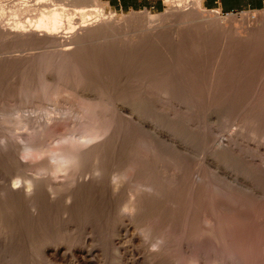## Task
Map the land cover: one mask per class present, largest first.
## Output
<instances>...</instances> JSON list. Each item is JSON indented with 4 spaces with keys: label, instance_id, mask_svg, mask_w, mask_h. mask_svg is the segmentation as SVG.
<instances>
[{
    "label": "rangeland",
    "instance_id": "rangeland-1",
    "mask_svg": "<svg viewBox=\"0 0 264 264\" xmlns=\"http://www.w3.org/2000/svg\"><path fill=\"white\" fill-rule=\"evenodd\" d=\"M101 1L121 24L78 46L0 30V133L14 144L0 156V174L20 189L33 179L38 190L27 197L0 188V264H264V10L191 6L173 16L171 0L158 10ZM32 144L42 155H20ZM94 144L103 161L89 157L77 168L75 180L85 183H76L74 202L67 184L52 199L48 183L65 180L50 170L56 152ZM144 182L154 185L152 196ZM130 191L142 199L138 212L122 207ZM124 228L117 255L112 238ZM85 235L92 241L83 244ZM85 244L96 251L90 261L79 258ZM45 245H61V253L42 255Z\"/></svg>",
    "mask_w": 264,
    "mask_h": 264
},
{
    "label": "bare ground",
    "instance_id": "bare-ground-1",
    "mask_svg": "<svg viewBox=\"0 0 264 264\" xmlns=\"http://www.w3.org/2000/svg\"><path fill=\"white\" fill-rule=\"evenodd\" d=\"M66 5H69V6H71V8H69V6H67L68 8H66ZM191 6H193V7H195V8H192L193 9V11L192 12H194V9H196L197 11H199V9H201L199 6H200V2H199V0H171V8H170V13L171 14H173V16H177V15H181V13H183L184 14V12H185V10L186 11H188L189 10V8L191 7ZM196 12V11H195ZM147 13V15H150L151 17H152V15L149 13V12H146ZM188 13V12H187ZM26 16H28L29 18H26ZM31 16V17H30ZM187 16V15H186ZM34 17H36V20L32 23V21H31V18H34ZM119 17V16H118ZM181 17V16H180ZM152 18H154V17H152ZM121 19V18H120ZM120 19L119 18H117L116 16H115V13L113 14V12H111V13H106V10H105V4H103L102 3V1L101 0H0V30H2V31H4V33L5 34H7L8 36H12V37H14V38H16V39H24V41H25V39H28V40H34V41H36V42H34V41H32V42H34L35 44L39 41V42H41V43H44V44H46V45H49V46H52V45H54L55 43L57 44V42H61L60 44L61 45H63V47L65 46V45H67V44H70V43H72V42H75L74 44H76L77 43V46L79 45V44H81V43H83V42H87L88 40H91V38L95 35V34H97V33H99V32H102V31H104V30H107V29H109L110 27H112V26H115V25H117V24H121V22H120ZM33 20V19H32ZM122 20V19H121ZM64 21H66L67 23H68V26L69 27H67V28H70L72 31H67L68 29H64L63 27H65L64 26ZM79 22V23H78ZM120 22V23H119ZM66 23V24H67ZM74 23H78V26L76 25H74ZM118 25V26H119ZM65 31H64V30ZM1 33V32H0ZM3 33V32H2ZM1 33V34H2ZM5 34H4V36H5ZM3 36V37H4ZM12 37H10V39H12ZM6 38V37H5ZM8 38V37H7ZM15 39V40H16ZM19 41V40H18ZM21 41V40H20ZM27 42V41H26ZM29 42V41H28ZM38 42V43H39ZM41 43H39V45H41ZM44 44H42V45H44ZM56 44L54 45V46H56ZM59 44V43H58ZM57 44V45H58ZM73 44V45H74ZM45 46V45H44ZM68 46V45H67ZM43 47V46H42ZM48 47V46H47ZM51 48V47H50ZM58 48V47H57ZM60 48V47H59ZM58 48V49H59ZM65 48V47H64ZM68 48H70V47H66V50L68 49ZM76 48V47H75ZM79 48V47H78ZM56 49V47L54 48V50ZM71 49V48H70ZM57 50V49H56ZM64 50V49H63ZM65 50V51H66ZM75 50V49H74ZM52 51V50H51ZM67 52V51H66ZM76 52H74V54H75ZM63 55V54H62ZM65 55V54H64ZM69 55V54H68ZM86 105H84V107H85ZM83 107V108H84ZM87 108H89V106H87ZM95 108H96V106H95ZM85 109H86V107H85ZM84 110V109H83ZM89 110H91V109H89ZM85 111V110H84ZM92 111H93V109H92ZM95 113H96V111H94ZM102 112V111H101ZM91 114H92V112H91ZM104 114V113H103ZM106 114V113H105ZM80 115H82V114H80ZM94 115V114H93ZM92 115V116H93ZM111 115V114H110ZM83 116V115H82ZM81 116V117H82ZM107 116H109V115H107ZM90 117V116H89ZM102 117V116H101ZM113 117V116H112ZM49 118V117H48ZM94 118V117H93ZM98 118V117H97ZM52 119V118H51ZM55 119V118H54ZM108 119H109V117H108ZM111 119V118H110ZM109 119V120H110ZM115 119V118H114ZM86 120V119H85ZM95 120H96V118H95ZM95 120H94V122H95ZM108 120V121H109ZM113 120V119H112ZM101 121V120H100ZM99 121V122H100ZM50 122V121H49ZM92 122V121H91ZM56 123V122H55ZM93 123V122H92ZM110 123H112L111 121H110ZM142 123V125L143 126H146V127H150V126H148V123H146V122H141ZM87 124V123H86ZM90 125V124H89ZM94 125V124H93ZM92 125V126H93ZM101 125H102V123H101ZM111 125H113V124H111ZM48 126V125H47ZM92 126L90 125L89 127H91L92 128ZM104 126V125H103ZM108 125H106V127H107ZM46 127V126H45ZM50 127H52L51 125H50ZM84 127H86V126H84ZM94 127V126H93ZM97 127V126H96ZM100 127V126H99ZM111 127V126H110ZM114 127V126H113ZM150 128H152V129H154L155 130V133L158 135H161L162 137H160L162 140H165L166 141V139L168 138L167 136H166V134H162V132H160V131H158L156 128H154V127H150ZM47 129V128H46ZM51 129H54V128H51ZM86 129H88V128H83V130H85L86 131ZM97 129V128H96ZM100 129V128H99ZM105 129V128H104ZM109 128L107 127V130H108ZM113 129V128H112ZM94 130V129H93ZM91 131V130H90ZM96 131H98V130H96ZM100 131H103V130H100ZM116 131V130H115ZM55 132V131H54ZM94 132V131H93ZM99 132V131H98ZM98 132L96 133H94V134H88V136L86 137L87 138V140H95L96 139V137H99L98 135ZM109 132V131H108ZM108 132H105V133H108ZM51 133V132H50ZM105 133H102V134H105ZM6 134V133H5ZM84 134V133H83ZM101 134V135H102ZM10 135V134H9ZM8 135V136H9ZM53 135H55V134H53ZM80 135V134H79ZM85 135V134H84ZM84 135H82L83 137H84ZM1 133H0V138H1ZM8 136H7V134H6V136L5 135H3L2 136V138L4 137H6L5 139L7 140H5L6 142H5V144L3 145H1L0 144V156L1 157H3L4 155H10V153H12V151H13V141H12V139L11 138H8ZM74 136V135H73ZM77 136V135H76ZM10 137V136H9ZM155 137H157V136H155ZM164 137V138H163ZM4 138H3V140H4ZM66 138V137H65ZM80 138V137H79ZM101 138V137H100ZM102 138H103V136H102ZM107 138V137H106ZM113 138H114V136H113ZM11 139V140H10ZM81 139V138H80ZM157 139H158V137H157ZM74 140V139H73ZM98 140H100V139H98ZM111 140H113V139H111ZM159 140V139H158ZM76 141V140H75ZM104 141V140H103ZM102 141V142H103ZM106 141V140H105ZM104 141V142H105ZM81 142V141H80ZM86 142V141H85ZM94 141H92V143H93ZM100 142V141H99ZM101 142V144H104V143H102ZM15 143V142H14ZM62 143V142H61ZM73 143V142H72ZM77 143V142H76ZM75 143V144H76ZM83 143H84V140H83ZM91 143V144H92ZM67 144V143H66ZM81 144H82V142H81ZM101 144H99L98 145V147L101 145ZM108 144V143H107ZM70 145V144H69ZM77 145V144H76ZM78 145H79V143H78ZM83 145H85V143L83 144ZM97 145V144H96ZM95 144H94V146H92V145H90L92 148H89L88 146V148H86L85 146H84V148H78L77 149V147H76V149H73V148H64L63 150L61 149V151L59 152H56L55 154V158L54 159H56L57 161L53 164L52 163V168L50 169V167H48L51 171H53V173H54V176H56V174L57 173H59V172H64V174H65V180L64 181H61V180H63V179H59L58 181H57V179H55L54 180V182H52L51 184H50V182L48 183V188H49V186H50V197L53 199V197H54V195H56V193H57V190H56V187L57 186H59L61 189H62V193H63V191H64V188H65V186L64 187H61V185L63 184V185H70L71 186V188H68V189H70V191L68 190V191H66L67 192V194H66V196H67V200L66 201H68V203L70 204V203H73L74 202V197H75V190H76V187L77 186H79L78 184H83L84 185V179H81V180H78V178H76L77 180H75V171H78V170H80L81 171V169H83L84 168V165H85V160H88V159H86V158H91V157H95V158H91V159H96V158H98V157H101V155H102V151L100 150L99 151V149H101V147L99 148V149H97L96 148V150L93 148V147H97ZM106 145V144H105ZM48 146V145H47ZM75 146V145H74ZM64 147V146H63ZM106 147V146H105ZM50 148V147H49ZM75 148V147H74ZM103 148V147H102ZM17 150H18V148H16ZM24 149V148H23ZM55 149V148H54ZM92 149H94V151H92ZM21 150V149H20ZM103 151H104V149H102ZM56 151V150H55ZM14 152V151H13ZM16 152V151H15ZM22 152V151H21ZM20 151H19V153H20V155H22L24 158H29V157H38V156H40V155H42V153L44 152V148L43 147H41V146H38V145H34V144H32V145H30V146H28L25 150H23V152L21 153ZM52 152V151H51ZM54 152V151H53ZM17 153V152H16ZM46 153V152H45ZM48 153V152H47ZM104 153V152H103ZM105 154V153H104ZM50 156V155H49ZM104 156V155H103ZM5 157V156H4ZM22 157V158H23ZM48 157V156H47ZM99 159V158H98ZM102 159H103V157H102ZM12 160H13V157H12ZM51 160V159H50ZM100 160V159H99ZM98 160V161H99ZM9 161V160H8ZM16 161H18V160H16ZM22 161V160H21ZM20 161V162H21ZM92 161V160H91ZM96 161V160H95ZM94 161V162H95ZM98 161H96L97 163H98ZM103 161V160H102ZM102 161H99V163H101ZM10 162V161H9ZM14 162V161H13ZM19 162V161H18ZM17 162V163H18ZM88 162V161H87ZM26 163V162H25ZM28 163V162H27ZM39 163V162H38ZM42 163V162H41ZM83 163V164H82ZM19 164H22V162L21 163H19ZM24 164V163H23ZM31 164H32V162H31ZM43 164V163H42ZM81 164H82V166H83V168H81L82 166H81ZM26 165H29V164H26ZM98 165V164H97ZM103 165V164H102ZM101 164H100V166L101 167H105L106 165H104V166H102ZM133 165V164H132ZM20 166V165H19ZM21 166H23V165H21ZM31 166V165H30ZM44 166L45 165H43V169H45L44 168ZM81 166V167H80ZM139 166V165H138ZM24 167H26L25 165H24ZM33 167V166H32ZM38 167V166H37ZM81 168V169H78L77 170V168ZM136 167H137V165H136ZM39 168H41V166L40 167H38V169ZM41 168V169H42ZM99 168L100 167H98V166H96V170H94V172L93 173H95V171H97V174L96 175H98L99 173H103V172H101L102 170H104L103 168H102V170L100 171L99 170ZM37 169V170H38ZM42 169V170H43ZM129 169V168H128ZM134 169V168H133ZM84 170V169H83ZM83 170H82V172H83ZM120 170V169H119ZM124 170V169H123ZM135 170H138V169H135ZM44 171V170H43ZM85 171H87V170H85ZM98 171H100V172H98ZM111 171V170H110ZM39 172H40V169H39ZM47 172V171H46ZM82 172H81V176H79L80 175V173H79V175L77 176L76 175V177H79V179L82 177ZM112 172V171H111ZM130 172H131V170H130ZM137 172V171H136ZM117 173V172H116ZM9 173H7L6 175L8 176V177H10L9 175H8ZM87 174V173H86ZM90 174V173H89ZM112 174V173H111ZM120 174V173H119ZM128 174V173H127ZM132 174H137V173H132ZM5 175V173H3V174H0V179L3 181V183L2 182H0V188L3 186L4 187V189H6V191L9 193V194H23L24 196H27L28 197V195H31L30 193H32V192H34V191H32V190H34L35 189V191L37 192L38 190H36V188H34V186H36V183L37 182H35V181H33V179H32V181H31V179L29 180V182H28V180H27V184H26V182H25V186L23 185V187L24 188H22V189H20V188H17V181H18V179L17 180H14L13 178V181L11 180V177L10 178H8L7 176ZM36 175V174H35ZM83 175H84V173H83ZM88 175V174H87ZM86 175V176H87ZM100 175V174H99ZM113 175V174H112ZM125 175H126V173H125ZM130 175H131V173H130ZM85 176V175H84ZM91 176V175H90ZM93 176H95L94 174H92V177ZM101 176V175H100ZM115 176V175H114ZM36 177V176H35ZM52 177V176H51ZM61 178L63 177V176H60ZM88 177H89V175H88ZM98 177V176H97ZM97 177H94V179L95 178H97ZM103 177V176H102ZM101 177V178H102ZM111 177V176H110ZM49 178V177H48ZM54 178V177H53ZM52 178V179H53ZM116 178V177H115ZM115 178H113V179H115ZM37 180H38V178H36ZM51 179V180H52ZM88 178L86 177V180H87ZM89 179H91V177H89ZM110 179V178H109ZM120 179V178H119ZM0 180V181H1ZM35 180V179H34ZM47 180H49V179H47ZM46 180V181H47ZM121 180V179H120ZM39 182L41 181L40 179L38 180ZM53 181V180H52ZM77 181V182H76ZM91 181L92 180H90L89 182L91 183ZM100 181V180H99ZM106 181V180H105ZM122 181V180H121ZM131 181V180H130ZM137 181V180H136ZM141 181V180H140ZM45 182V181H44ZM48 182V181H47ZM87 182H88V180H87ZM86 182V183H87ZM96 182V181H95ZM112 182V181H111ZM117 181L115 180V183H114V181H113V184L114 185H112V186H116L117 184L119 185V187H120V189H121V186H120V182L118 183H116ZM171 182V181H170ZM21 183V182H20ZM76 183H78V184H76ZM90 183H88V184H90ZM97 183V182H96ZM96 183H95V186H96ZM108 183V182H107ZM152 183H153V181H152ZM152 183H149V182H144V183H142V186H143V188H145V190L146 191H149V193H146V194H148V195H151V194H154V192H152V191H154V185L152 184ZM155 183V182H154ZM40 185H41V182L39 183ZM76 184V185H75ZM116 184V185H115ZM169 184V183H168ZM20 185V184H19ZM22 185V184H21ZM40 185L38 186V187H40ZM75 185V186H74ZM86 185V184H85ZM91 185H92V183H91ZM117 185V186H118ZM140 185H141V183H140ZM42 186V185H41ZM46 186V185H45ZM87 186V185H86ZM89 186V185H88ZM97 186H98V183H97ZM104 186V185H103ZM116 186V187H117ZM155 186H157L156 185V183H155ZM170 186V185H169ZM90 187H93V186H90ZM111 187V186H110ZM113 187V188H114ZM115 187V188H116ZM134 187V186H133ZM34 188V189H33ZM60 188H58V189H60ZM84 186H83V190H84ZM87 188V187H86ZM98 188V187H97ZM107 188H109V187H107ZM114 188V189H115ZM118 188V187H117ZM40 189V188H39ZM45 189V188H44ZM77 189H78V187H77ZM80 189V188H79ZM90 188L88 187V190H89ZM112 189V188H111ZM169 189V188H168ZM42 190V192H43V189H41ZM81 191V192H84V191ZM86 190V189H85ZM91 190H93V189H91ZM117 190V189H116ZM115 190V191H116ZM144 190V189H143ZM144 190V191H145ZM2 191L3 192H5V190H3L2 189ZM1 191V192H2ZM32 191V192H31ZM58 191H60V190H58ZM80 190H78V192H79ZM87 191V190H86ZM94 191H96V193H97V190L95 189ZM109 191V190H108ZM112 191H113V189H112ZM115 191H113V193L115 192ZM133 191H134V189H133ZM139 191V190H138ZM157 191V190H156ZM155 191V193H157ZM46 192V191H45ZM77 192V193H78ZM90 192V191H89ZM93 192V191H92ZM92 192H90V194L92 193ZM106 192V191H105ZM116 192H118V190L116 191ZM115 192V193H116ZM131 192V191H130ZM135 192V191H134ZM152 192V193H151ZM52 193H53V197H52ZM55 193V194H54ZM60 193V192H59ZM94 193V192H93ZM5 194V193H4ZM11 194V195H12ZM20 194V195H21ZM79 194V193H78ZM87 193H85V195H86ZM106 194V193H105ZM104 194V195H105ZM108 194V193H107ZM110 194V193H109ZM133 194L134 193H132L131 192V201L128 203L127 202V204L126 203H124V205L122 206L123 207V209L125 210H134L133 212H138V204H140V202H142L140 199H138L137 200V198L135 199L134 198V196H133ZM146 194H144L145 196H146ZM23 195H22V197H23ZM32 195H33V193H32ZM97 195V194H96ZM134 195H137V193L136 194H134ZM140 194H138V196H139ZM43 196H45V195H43ZM57 196V195H56ZM79 196H81V194L79 195ZM91 196V195H90ZM90 196H89V198H90ZM98 196V195H97ZM114 196V195H113ZM152 196V195H151ZM150 196V197H151ZM82 197H84L83 195H82ZM82 197H80V198H82ZM92 197V196H91ZM96 197V196H95ZM94 197V198H95ZM107 197V196H106ZM141 197L143 198V196L141 195ZM24 198V197H23ZM30 198V197H29ZM50 198V199H51ZM87 198V197H86ZM93 198V197H92ZM99 198V197H98ZM100 198H101V196H100ZM145 198V197H144ZM143 198V199H144ZM28 199V198H27ZM43 199V198H42ZM85 199V198H84ZM29 200V199H28ZM31 200H33L34 201V198L33 199H31ZM30 200V201H31ZM76 200V199H75ZM79 200V199H78ZM117 200H118V197H117ZM130 200V199H129ZM49 201V200H48ZM52 201V200H51ZM54 201V200H53ZM66 201H64V202H66ZM104 201V200H103ZM112 201V200H111ZM138 201H139V203H138ZM28 202V201H27ZM43 202V201H42ZM87 202V201H86ZM121 202V201H120ZM126 202V201H125ZM29 203V202H28ZM44 203H46V202H44ZM50 203V202H49ZM56 203V202H55ZM67 204V203H66ZM68 204V205H69ZM94 204V203H93ZM114 204V203H113ZM121 204V203H120ZM31 205H33L34 206V204L32 203ZM50 205V204H49ZM72 205V204H71ZM85 205V204H84ZM105 205H106V203H105ZM117 205V204H116ZM122 205V204H121ZM41 207V206H40ZM116 207V206H115ZM121 207V206H120ZM34 208V207H33ZM39 209V208H38ZM109 209V208H108ZM113 209V208H112ZM36 210V209H35ZM119 210H121V209H119ZM123 210V211H124ZM39 211V210H38ZM116 211V210H115ZM132 212V213H133ZM118 227H121V226H118ZM123 227V226H122ZM125 227V226H124ZM122 231H127L125 228L124 229H118V235L116 236V237H114V238H112V244H114V247H115V249H116V253H117V255L118 254H120L119 252H121V249H122V247L120 246V245H122L121 243L123 242V239H124V236H121V232ZM93 238V237H92ZM92 238H90L88 235H85L84 237H83V240H82V242H83V244L84 243H87V242H89L90 240L92 241ZM129 239L131 240V241H133L135 238H134V236H131V237H129ZM160 241V240H159ZM162 242V241H161ZM90 244V243H89ZM88 245V244H87ZM91 245V244H90ZM90 245H88V247L90 246ZM61 245H56V246H54V247H51V246H49V245H45L44 247H43V250L42 251H44L43 253L44 254H42V255H50L49 257H51V259L53 258V259H55L54 257H56V256H58L59 255V252H60V250L62 249L61 247H60ZM85 247H86V244L84 245ZM83 247V246H82ZM91 247V246H90ZM156 247V246H155ZM124 248V247H123ZM86 249H87V247H86ZM49 251H52V252H49ZM63 251V250H62ZM82 251V250H81ZM94 247H91V248H88L84 253H83V255H81V253H80V255H81V257H79V258H82V259H88V258H90L92 255H94ZM122 251H123V249H122ZM125 251V250H124ZM96 252V251H95ZM61 253V252H60ZM123 253V252H122ZM76 254H78V253H76ZM79 255V256H80ZM153 255V254H152ZM96 257V256H95ZM75 257H73V259H74ZM77 258L78 257H76V260H77ZM155 258V257H154ZM75 260V259H74ZM89 260V259H88ZM87 260V261H88ZM90 260H91V258H90ZM89 260V261H90ZM82 261V260H81ZM86 261V260H85ZM198 262V261H197ZM216 262V261H215ZM132 264V263H131ZM194 264H195V261H194Z\"/></svg>",
    "mask_w": 264,
    "mask_h": 264
},
{
    "label": "crops",
    "instance_id": "crops-1",
    "mask_svg": "<svg viewBox=\"0 0 264 264\" xmlns=\"http://www.w3.org/2000/svg\"><path fill=\"white\" fill-rule=\"evenodd\" d=\"M110 7L119 10L161 9L163 0H106ZM206 10L224 12L240 10H264V0H199Z\"/></svg>",
    "mask_w": 264,
    "mask_h": 264
},
{
    "label": "built area",
    "instance_id": "built-area-1",
    "mask_svg": "<svg viewBox=\"0 0 264 264\" xmlns=\"http://www.w3.org/2000/svg\"><path fill=\"white\" fill-rule=\"evenodd\" d=\"M234 11H232V12H225L226 14H229V13H233Z\"/></svg>",
    "mask_w": 264,
    "mask_h": 264
}]
</instances>
